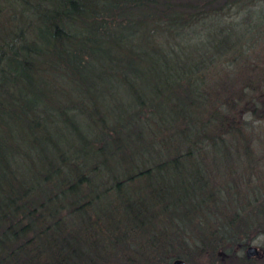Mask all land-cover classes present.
I'll use <instances>...</instances> for the list:
<instances>
[{
	"label": "trees",
	"instance_id": "trees-1",
	"mask_svg": "<svg viewBox=\"0 0 264 264\" xmlns=\"http://www.w3.org/2000/svg\"><path fill=\"white\" fill-rule=\"evenodd\" d=\"M256 121L264 0H0V264L245 248L264 230Z\"/></svg>",
	"mask_w": 264,
	"mask_h": 264
},
{
	"label": "rangeland",
	"instance_id": "rangeland-1",
	"mask_svg": "<svg viewBox=\"0 0 264 264\" xmlns=\"http://www.w3.org/2000/svg\"><path fill=\"white\" fill-rule=\"evenodd\" d=\"M231 20H235L238 19V17L231 15ZM250 130H254L251 134H250ZM249 137L252 139L250 144H249V148L252 151V154L255 156V159H252L250 161V168L247 169V173H259V178H256V190L258 189V187L262 190H257V191H252L249 192V194H262V191H264V124L260 123L258 121H256V127L255 128H251L249 129ZM250 151V152H251ZM243 163H245L244 160H237L234 159L233 161H231L230 165L233 166L231 171V175H234L236 178H239V176L242 174L241 171L243 172L245 168H242ZM247 165V164H245ZM253 168V169H252ZM242 177V176H240ZM255 177V176H254ZM219 178V177H218ZM254 179V178H253ZM239 186H241L242 190L244 189L245 184L241 183L239 184ZM99 190V189H97ZM100 202H96V204H98ZM174 210L178 211L176 207H173ZM131 212V210H129ZM93 212V211H92ZM132 213V212H131ZM111 219H108V222H111ZM126 219V218H125ZM126 224H123V226ZM111 229H109L108 234H111ZM101 233V232H100ZM102 234V233H101ZM184 236V237H183ZM106 237V236H105ZM171 237H173V239H170ZM176 237V236H175ZM169 240L172 245L167 246L168 252L170 251L171 254L174 250L178 251L177 249H173V243L175 245V247H178L177 243H176V239H174L173 234H171ZM190 238V236H188L187 234L183 235L181 237L178 238L179 241H187ZM187 239V240H186ZM174 241V242H173ZM190 242V241H189ZM191 243V242H190ZM248 244L251 246H255L256 248H258L259 250V256L253 257V258H249L246 261H243L242 259H240L244 253H245V248H240L237 250H233L230 246H225V248H218L217 252L219 253H223L224 256H222V254L220 255L219 253H217L214 256H211L210 253L208 254H195V256H193L192 261L195 264H225L227 263V261L225 262L226 259V254L229 252L230 253V258H232V261L229 264H264V230L263 231H258L256 232V234L250 238V240L248 241ZM112 245V244H111ZM184 244L180 242V249ZM113 247V245H112ZM112 247L110 245H104L102 247V254L104 255V257L106 259H111V261H115L118 258H121L123 255L122 253L124 252V256H126L127 258L130 259V261H134L136 264H141L143 262H140L142 259H146V257L137 260V258L134 256V252L136 248L133 247L132 248H126L121 249L120 252H118L115 248L112 249ZM178 248V249H179ZM175 251V252H176ZM169 253H168V258H169ZM153 256V255H152ZM123 258V257H122ZM124 259V258H123ZM191 261V262H192ZM190 262V264H191ZM189 264V263H186Z\"/></svg>",
	"mask_w": 264,
	"mask_h": 264
},
{
	"label": "water",
	"instance_id": "water-1",
	"mask_svg": "<svg viewBox=\"0 0 264 264\" xmlns=\"http://www.w3.org/2000/svg\"><path fill=\"white\" fill-rule=\"evenodd\" d=\"M258 254V250L256 247H248L246 250V256L247 257H253Z\"/></svg>",
	"mask_w": 264,
	"mask_h": 264
},
{
	"label": "bare ground",
	"instance_id": "bare-ground-1",
	"mask_svg": "<svg viewBox=\"0 0 264 264\" xmlns=\"http://www.w3.org/2000/svg\"><path fill=\"white\" fill-rule=\"evenodd\" d=\"M101 246H102V245H99V244H98V247H101ZM102 247H103V246H102ZM102 247H101V248H102Z\"/></svg>",
	"mask_w": 264,
	"mask_h": 264
}]
</instances>
